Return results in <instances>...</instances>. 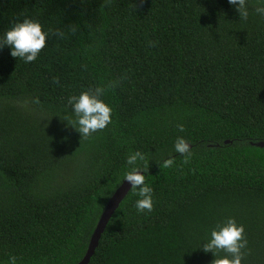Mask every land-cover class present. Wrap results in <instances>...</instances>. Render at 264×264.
<instances>
[{"label":"trees","instance_id":"trees-1","mask_svg":"<svg viewBox=\"0 0 264 264\" xmlns=\"http://www.w3.org/2000/svg\"><path fill=\"white\" fill-rule=\"evenodd\" d=\"M245 7L0 0V34L50 30L33 62L0 48V264H78L135 152L153 208L131 188L88 264H212L202 245L228 217L242 264H264V0ZM97 86L112 121L82 138L68 99Z\"/></svg>","mask_w":264,"mask_h":264},{"label":"clouds","instance_id":"clouds-1","mask_svg":"<svg viewBox=\"0 0 264 264\" xmlns=\"http://www.w3.org/2000/svg\"><path fill=\"white\" fill-rule=\"evenodd\" d=\"M242 17H247L245 7L246 0H228ZM256 11L264 14V8H257ZM50 30L36 19L25 17L7 28L0 34V48L9 47L10 55L19 58L25 63L35 61L41 50L46 46ZM62 35V33H57ZM58 82V81H57ZM105 89L97 86L82 91L78 95H72L68 99L74 119L65 116L64 120L74 128L82 138L90 136L97 130L104 129L112 121V106L103 98ZM182 127V126H181ZM176 151L184 153L188 145L183 138H178L175 144ZM138 159H143L139 152L128 156L127 163L133 165L131 171L125 174V180L130 183L133 189L139 188L141 197L135 203L137 211H151L153 208L152 189L144 183L145 177L141 168L136 164ZM245 227L236 221L234 217H228L218 223L210 232V237L203 243V250L214 255L212 264H242L244 253L247 247V240L244 236ZM222 250L227 255L218 256ZM11 264H16V258H10Z\"/></svg>","mask_w":264,"mask_h":264},{"label":"water","instance_id":"water-1","mask_svg":"<svg viewBox=\"0 0 264 264\" xmlns=\"http://www.w3.org/2000/svg\"><path fill=\"white\" fill-rule=\"evenodd\" d=\"M253 143L260 145V146H264V141H258V142H253ZM131 188L132 187L130 183L124 179L121 185H119V187H117V189L111 195L103 213L100 216L97 227L95 228L92 234L88 250L84 258L78 264H88L90 262L92 255L95 253V250L97 246L99 245L100 239L102 237L103 232L105 231L107 224L109 223L111 217L113 216L117 208L120 206L124 198L129 193Z\"/></svg>","mask_w":264,"mask_h":264}]
</instances>
